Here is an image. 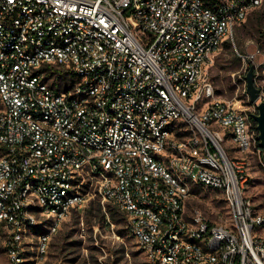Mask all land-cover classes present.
I'll use <instances>...</instances> for the list:
<instances>
[{
	"label": "built area",
	"instance_id": "obj_1",
	"mask_svg": "<svg viewBox=\"0 0 264 264\" xmlns=\"http://www.w3.org/2000/svg\"><path fill=\"white\" fill-rule=\"evenodd\" d=\"M262 2L0 0L9 264H25L28 248L45 256L93 197L123 213L146 264H264V220L246 195L250 157L264 153L254 113L217 98L208 75ZM53 70L73 80L70 90L50 81ZM192 183L222 192L230 225L188 216Z\"/></svg>",
	"mask_w": 264,
	"mask_h": 264
},
{
	"label": "rangeland",
	"instance_id": "obj_2",
	"mask_svg": "<svg viewBox=\"0 0 264 264\" xmlns=\"http://www.w3.org/2000/svg\"><path fill=\"white\" fill-rule=\"evenodd\" d=\"M247 54H257L253 63L241 57ZM250 66H254L255 84L264 98V0L243 24L235 28L223 47L213 54L208 66L216 97L239 102L244 110L255 114L257 107L250 104L246 91L245 78ZM52 73L50 81L61 90L72 88L71 78L54 70ZM250 161L246 195L252 202L255 216L264 220V161L257 156L250 157ZM87 183L85 190L93 193L95 184L90 180ZM98 202L101 203L99 197H93L84 210L72 212L52 236L45 256L36 258L33 249L28 248L25 264H146L137 242L126 230L123 213L112 203L105 204L102 219L86 213L87 208L95 207ZM110 209L116 214L114 219ZM186 209L189 217L198 210L214 224L230 225L228 204L222 192L211 187L192 183ZM4 239L5 235L1 236L0 264H9L2 243Z\"/></svg>",
	"mask_w": 264,
	"mask_h": 264
},
{
	"label": "water",
	"instance_id": "obj_3",
	"mask_svg": "<svg viewBox=\"0 0 264 264\" xmlns=\"http://www.w3.org/2000/svg\"><path fill=\"white\" fill-rule=\"evenodd\" d=\"M245 79H246V91L250 99V104L256 105L257 107V112L252 115V119L257 124V129L259 131L260 147L264 152V102H260L258 104V102L260 101L261 93L255 84L254 66H250ZM263 161H264V153H263Z\"/></svg>",
	"mask_w": 264,
	"mask_h": 264
},
{
	"label": "trees",
	"instance_id": "obj_4",
	"mask_svg": "<svg viewBox=\"0 0 264 264\" xmlns=\"http://www.w3.org/2000/svg\"><path fill=\"white\" fill-rule=\"evenodd\" d=\"M207 4H209L211 7L215 6L218 3V0H204ZM111 217L114 219L115 218V212L114 210H109ZM86 213L90 214L91 217H97L99 219H102L105 217V212L103 210V207L100 202L97 203V205L91 206L86 209Z\"/></svg>",
	"mask_w": 264,
	"mask_h": 264
}]
</instances>
